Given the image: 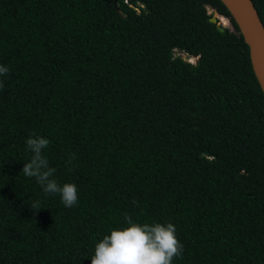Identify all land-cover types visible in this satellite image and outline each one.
Instances as JSON below:
<instances>
[{"label": "trees", "instance_id": "1", "mask_svg": "<svg viewBox=\"0 0 264 264\" xmlns=\"http://www.w3.org/2000/svg\"><path fill=\"white\" fill-rule=\"evenodd\" d=\"M0 65V264H91L128 216L175 225L173 264H264V94L220 0H0Z\"/></svg>", "mask_w": 264, "mask_h": 264}, {"label": "clouds", "instance_id": "2", "mask_svg": "<svg viewBox=\"0 0 264 264\" xmlns=\"http://www.w3.org/2000/svg\"><path fill=\"white\" fill-rule=\"evenodd\" d=\"M9 69L0 65V76ZM0 82V88H3ZM49 140L42 136L30 135L26 140L27 150L32 153L29 162L24 164L22 173L25 177L35 178L45 194H59L65 207L71 208L78 202V188L74 183L63 186L53 179L55 169L49 166L43 150ZM75 159L72 154L68 163ZM31 210L39 212L41 202L33 201ZM127 227L113 229L110 235L95 245L91 264H173V259L182 256L183 244L176 236V227L172 223L139 224L126 217Z\"/></svg>", "mask_w": 264, "mask_h": 264}, {"label": "water", "instance_id": "3", "mask_svg": "<svg viewBox=\"0 0 264 264\" xmlns=\"http://www.w3.org/2000/svg\"><path fill=\"white\" fill-rule=\"evenodd\" d=\"M220 1L229 11L239 29L240 35L248 46L252 70L264 94V25L259 14L252 0ZM210 21L215 23L220 31L228 29L230 32H236L232 23H230V27H226L217 15L213 14ZM194 59V63L197 64L199 57ZM184 60L189 61L188 57L184 58Z\"/></svg>", "mask_w": 264, "mask_h": 264}, {"label": "rangeland", "instance_id": "4", "mask_svg": "<svg viewBox=\"0 0 264 264\" xmlns=\"http://www.w3.org/2000/svg\"><path fill=\"white\" fill-rule=\"evenodd\" d=\"M209 12L210 13H213L214 15H217L221 20H222V18L224 19V20H226V24H225V26L226 27H230V20L229 19H227V18H225V17H223V16H221V15H218L214 10H211L210 8H209ZM184 58H186V56H183ZM189 59V61H191V62H194V58H188Z\"/></svg>", "mask_w": 264, "mask_h": 264}, {"label": "bare ground", "instance_id": "5", "mask_svg": "<svg viewBox=\"0 0 264 264\" xmlns=\"http://www.w3.org/2000/svg\"><path fill=\"white\" fill-rule=\"evenodd\" d=\"M222 22H223L224 24H226V20H224L223 18H222Z\"/></svg>", "mask_w": 264, "mask_h": 264}]
</instances>
